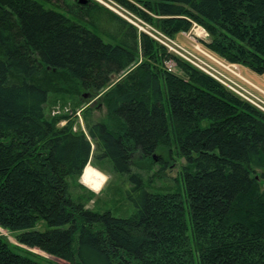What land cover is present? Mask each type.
<instances>
[{
  "label": "trees",
  "instance_id": "1",
  "mask_svg": "<svg viewBox=\"0 0 264 264\" xmlns=\"http://www.w3.org/2000/svg\"><path fill=\"white\" fill-rule=\"evenodd\" d=\"M46 1L94 30L0 0V227L21 245L0 238V264H52L22 246L70 264H264V112L97 3ZM122 2L172 39L199 24L208 50L264 75V0ZM95 99L107 119L88 134L49 111ZM171 134L188 162L176 184L135 186L131 216L89 208L90 163L141 181L134 157L155 165Z\"/></svg>",
  "mask_w": 264,
  "mask_h": 264
},
{
  "label": "rangeland",
  "instance_id": "2",
  "mask_svg": "<svg viewBox=\"0 0 264 264\" xmlns=\"http://www.w3.org/2000/svg\"><path fill=\"white\" fill-rule=\"evenodd\" d=\"M38 1L43 3L46 8L60 11L66 14L70 19L77 21L85 25L86 27L94 30L90 26L89 22H87L86 20H83L81 17H78L74 15L73 13L66 12L62 8L57 7L55 4L49 1H46V0H38ZM69 3L73 4L72 1H70ZM105 9L112 13L110 9H107V8ZM130 11L134 15L131 18L132 20H134L135 22H138L135 19V16H136L138 19L146 23L141 17L136 15L132 10ZM115 15L118 16L117 14ZM118 17L123 19L120 16ZM146 24H147L146 26L142 25V27L146 31L140 30L138 27H136V25H134V27H136L140 33L148 34L150 37L155 39L157 42L159 41L157 38H159L163 41H166L167 44H169L167 39H170L172 42H174L175 45H177L178 47H181L182 50H186L191 56H193L198 61V63H200L208 71V73L216 75L222 80L227 82V80H225L221 76V74L223 75L225 74L224 76L226 77L228 76L229 78H233L237 80L238 82H240L247 88L251 87V89H255V90L257 89L256 86H251L250 84L245 83L244 80L239 79L238 77L239 75H241L242 77H245V76L248 77V74L245 71H243L242 73V70H243L242 67L244 66L236 64V63L227 62L226 60L212 53L201 43H198L197 41L193 39L194 35L195 36L198 35L197 38L201 40L200 42H207L209 39V36L205 37L204 35H202L203 33L201 30L195 29L194 25L190 32L182 33L178 35L175 39H172L166 36L165 34H163L162 32H160L157 28L149 25L148 23ZM194 24H196L199 27H202L197 23H194ZM131 25L133 24L131 23ZM95 32L100 35L98 31H95ZM105 40L106 42L110 41L109 39H105ZM163 46L167 48V46L165 45ZM169 63H167L166 66H168ZM175 72L179 73V70L176 69ZM202 72L205 73L204 71ZM233 72H236L235 73L236 75ZM252 79L257 83L264 85V82L261 81V80L264 81V75H258L256 73H253ZM261 95L264 96V92H262ZM261 99L264 102V97ZM88 110L90 112L86 114ZM49 111L51 115L53 116L59 115V114L60 115L68 114L69 116L72 117V119H75V125H74L75 130H78V131L83 130L87 134H88V130L86 128L87 121H105L107 119V111L105 108L99 107L98 99L92 100L86 105L83 104L82 107L78 109L76 113H74L71 105H67L66 107H61L60 105H57L51 108V110ZM66 124H67V121L64 120L59 124V126H65ZM171 137H172L171 146L167 148H161V150L157 152V154L160 155L162 159L158 160L155 165H151L150 168H149V162H147L146 160H142L139 155H136L134 157V162H137L138 164L137 165L135 164L132 172L141 174L143 176V179L141 178L142 179L141 181L133 180L131 177L132 174L121 175L117 173L115 174H112V173L108 174L104 172L100 173L97 170V168L94 166V164L90 163L88 167L86 168V170L84 171L83 177H82L83 183L87 187H89L90 190L95 192V195L93 196V201L91 202V204H89V208H92L95 211H99V212L110 210L115 216H121V217L131 216L135 212V205L132 201H130L129 195L133 194L132 190L135 188V186L136 187L143 186L146 190L153 191V186H155L154 187V190H155L156 187L164 188V186L167 184H176L177 179L180 178V172L182 171L183 167L187 165L188 162L185 158L179 157L178 148L174 142L173 134H171ZM94 149H95V145H93L92 147L93 153H94ZM163 160L168 161L169 163L167 165H164V162H162ZM96 164L101 169H105L108 166V160L97 159ZM162 166L165 167V169L162 170L163 168ZM159 171L161 172L160 174L158 173ZM157 173H158V176H156ZM151 178L153 181L152 183H150L149 181L151 180ZM49 228L50 226L47 223V221L42 220L33 228V230L45 231ZM15 236H16V233L8 232L0 227V238L7 240L9 243H12L15 246H21L17 242ZM22 247L33 253L42 255L43 257L46 258V260H48V262L52 264H70L69 262H66L62 259L45 254L41 252L40 250L30 249L25 246H22ZM14 250L16 252L22 253V251H19L18 248H15Z\"/></svg>",
  "mask_w": 264,
  "mask_h": 264
},
{
  "label": "built area",
  "instance_id": "3",
  "mask_svg": "<svg viewBox=\"0 0 264 264\" xmlns=\"http://www.w3.org/2000/svg\"><path fill=\"white\" fill-rule=\"evenodd\" d=\"M99 5H102L103 7L110 9L112 11V13L117 14L118 16L122 17L123 19L127 20L130 24L132 23L133 26L136 25V27H138L140 30H144L146 31L142 25H147L146 23H144L142 20L138 19L135 16V19L138 22H135L134 20H132L131 18L134 16L131 11L123 4V0H91ZM142 23V24H140ZM195 29L197 30H201L202 31V35H204L205 37H208L209 34L207 33V31L203 28V27H199L196 24H194ZM198 35H194V40L197 41L198 43H200V39L197 38ZM160 42V44L167 46L168 51L170 53H172L173 55L181 58L182 60L186 61L187 63H190L191 65H193L194 67H196L199 70L204 71L207 75L211 76L212 78H214L215 80H217L218 82H220L222 85H224L225 87H227L230 91H232L233 93H235L236 95L240 96L241 98H243L244 100L248 101L249 103H251L252 105H254L255 107H257L258 109H260L262 112H264V102L262 101L261 98H259L256 94H254L253 92H251L247 87H245L243 84H241L240 82H238L237 80L233 79V78H229L228 76H224L223 74H221V76L227 80L224 81L221 78H219L216 75L210 74L208 73V71L200 64L198 63V61L191 56L186 50H182L181 47H178L177 45L174 44V42H172L170 39L168 40V43L166 41H163L159 38H157ZM176 47H175V46ZM170 62V63H169ZM167 63H169V65L167 66L168 70L170 72H174L177 68V63L175 60H170ZM234 74L236 72H233ZM236 75V74H235ZM239 79H242L245 81V83L249 84L248 80L244 77H242L241 75L238 76Z\"/></svg>",
  "mask_w": 264,
  "mask_h": 264
},
{
  "label": "crops",
  "instance_id": "4",
  "mask_svg": "<svg viewBox=\"0 0 264 264\" xmlns=\"http://www.w3.org/2000/svg\"><path fill=\"white\" fill-rule=\"evenodd\" d=\"M243 68V70H242V73H243V71H245L247 74H248V77H246V79L248 80V82H249V84L251 85V86H256L257 87V89L255 90V89H251V87H249L248 89L251 91V92H253L254 94H256L257 96H259V97H261V98H263L264 96H262L261 95V93L262 92H264V85H261V84H259V83H257V82H255L253 79H252V75H253V73L254 72H252L250 69H248L247 67H242ZM244 77V78H245ZM258 79V78H257ZM259 79H261V78H259ZM262 82H264L263 80H261ZM253 85H252V84ZM246 87V86H245ZM97 170L100 172V173H102L103 171L102 170H100V169H98L97 168ZM105 173V172H104ZM83 177V176H82ZM83 182V181H82Z\"/></svg>",
  "mask_w": 264,
  "mask_h": 264
},
{
  "label": "water",
  "instance_id": "5",
  "mask_svg": "<svg viewBox=\"0 0 264 264\" xmlns=\"http://www.w3.org/2000/svg\"><path fill=\"white\" fill-rule=\"evenodd\" d=\"M80 3L81 4H87L88 3V0H80Z\"/></svg>",
  "mask_w": 264,
  "mask_h": 264
},
{
  "label": "bare ground",
  "instance_id": "6",
  "mask_svg": "<svg viewBox=\"0 0 264 264\" xmlns=\"http://www.w3.org/2000/svg\"><path fill=\"white\" fill-rule=\"evenodd\" d=\"M140 9V8H139ZM142 10V9H141Z\"/></svg>",
  "mask_w": 264,
  "mask_h": 264
}]
</instances>
